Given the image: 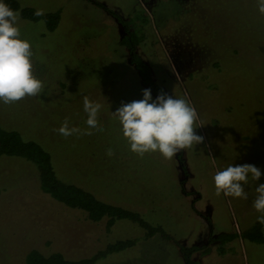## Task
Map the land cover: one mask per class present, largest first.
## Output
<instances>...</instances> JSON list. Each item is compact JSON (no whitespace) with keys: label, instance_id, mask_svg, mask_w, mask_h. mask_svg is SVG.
Segmentation results:
<instances>
[{"label":"rangeland","instance_id":"374dc122","mask_svg":"<svg viewBox=\"0 0 264 264\" xmlns=\"http://www.w3.org/2000/svg\"><path fill=\"white\" fill-rule=\"evenodd\" d=\"M18 1L44 13L60 11L61 18L50 32L43 21L20 15L17 26L32 45L33 74L44 91L12 105L0 103V125L49 152L61 181L138 213L170 239L160 233L146 239L145 230L129 220H117L108 232L107 219L92 222L86 212L44 193L36 165L2 155L0 264H26L33 249L80 261L128 239L135 245L96 264H185L181 245L200 247L192 255L196 264H264V244L244 235L257 223L252 201L255 186L264 183V15L257 0H205L204 13L188 4L184 14L181 0H159L149 10L145 0H95L143 35L137 53L155 83L175 98L186 95L197 110L194 131L203 143L171 160L158 152L133 154L112 116L149 89L119 44L124 26L88 0ZM184 28L209 54L181 79L172 73L174 38L167 36ZM83 96L103 105L98 119L104 131L68 138L54 132L66 117L70 127L87 128ZM109 148L112 157L106 155ZM243 164L262 172L256 185L245 186L248 199L217 197L215 173Z\"/></svg>","mask_w":264,"mask_h":264},{"label":"clouds","instance_id":"9594fccd","mask_svg":"<svg viewBox=\"0 0 264 264\" xmlns=\"http://www.w3.org/2000/svg\"><path fill=\"white\" fill-rule=\"evenodd\" d=\"M258 12L264 15V0H257ZM44 10L37 9L35 16H43ZM20 13L14 11L4 0H0V103L12 105L27 97H37L44 91L43 82L33 74L31 43L21 38L17 26ZM143 98L123 103L112 113L118 120L123 138L129 150L143 158L145 154L159 153L165 160H171L178 152L203 143V137L194 131L199 121L195 107L185 95L175 98L161 91L155 100L151 89H144ZM103 105L83 96V110L86 113L87 128L70 127L66 117L54 132L64 138L76 135H93L103 132L98 116ZM204 124L201 122L199 127ZM106 155L112 157L109 148ZM261 169L251 164L229 165L213 176L215 195L247 200L249 193L245 186L260 180ZM252 208L257 222L264 226V183L255 186Z\"/></svg>","mask_w":264,"mask_h":264},{"label":"trees","instance_id":"16d2710c","mask_svg":"<svg viewBox=\"0 0 264 264\" xmlns=\"http://www.w3.org/2000/svg\"><path fill=\"white\" fill-rule=\"evenodd\" d=\"M88 1L94 2V4L106 9L124 26L125 33L121 37L119 44L129 50L130 60L137 68L144 85L151 89L154 94L158 95L163 90L155 83L151 68L137 53V47L142 42L143 35H136L129 26H127L128 21L122 19L121 16L114 11L107 9L95 0ZM4 2L14 11L19 12L24 19L32 22L43 21L50 32L56 30L59 25L61 18L60 11L45 13L43 16L37 17L34 15L36 11L34 8L22 7L18 0H4ZM2 155L21 157L36 165L39 171L40 187L44 193L72 209H80L86 212L87 218L92 222L97 223L103 219H107L106 229L108 232L117 220H129L137 223L145 230L146 239L158 233L162 234L164 238L170 239L169 234L161 227L150 225L138 213L120 206L105 203L82 187L61 181L56 175L49 152L37 142L25 140L20 132L7 130L0 125V156ZM263 229L264 226L257 222L250 228L248 231L249 233L247 232L244 235L251 241L264 244ZM221 236L223 235H220L219 238H221ZM135 242V240L128 239L108 244L105 249L99 251L92 257L80 261L68 260L61 253L46 255L38 249H33L26 257V264H96L100 260L106 259L109 255L134 246ZM199 250L200 247L197 245L190 247L181 245L180 251L182 252L185 264H196L192 259V255Z\"/></svg>","mask_w":264,"mask_h":264},{"label":"flooded vegetation","instance_id":"af4514ba","mask_svg":"<svg viewBox=\"0 0 264 264\" xmlns=\"http://www.w3.org/2000/svg\"><path fill=\"white\" fill-rule=\"evenodd\" d=\"M158 1L159 0H145V3H148V7H146V9H151L157 4ZM188 4L191 5L193 10L196 9L198 12L204 13L205 0L203 2H200V0H184L183 3L181 0L180 9H183V14L185 13L187 7L186 5ZM207 13L208 12H206L205 14ZM173 38V49L171 52H169L172 67L175 70L172 73H175L179 78L182 79V76L191 71L197 70L195 66H197L198 64L201 65V60H204V58L202 57L208 55L209 51L208 49L203 47V44H199L198 42H195L192 40V38H190V36L188 35V28L187 30L184 28L183 30H174L173 32L171 31L167 36V40H171ZM167 40L164 38V45L167 44Z\"/></svg>","mask_w":264,"mask_h":264},{"label":"crops","instance_id":"0c3cea01","mask_svg":"<svg viewBox=\"0 0 264 264\" xmlns=\"http://www.w3.org/2000/svg\"><path fill=\"white\" fill-rule=\"evenodd\" d=\"M196 252H197V251H196ZM207 252L209 253V251H207ZM207 252H206V253H207Z\"/></svg>","mask_w":264,"mask_h":264}]
</instances>
